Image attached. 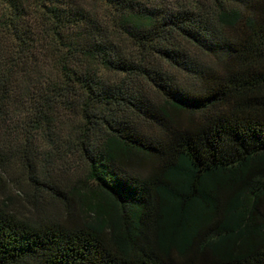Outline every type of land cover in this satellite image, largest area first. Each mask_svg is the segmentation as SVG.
Segmentation results:
<instances>
[{
    "label": "trees",
    "instance_id": "obj_1",
    "mask_svg": "<svg viewBox=\"0 0 264 264\" xmlns=\"http://www.w3.org/2000/svg\"><path fill=\"white\" fill-rule=\"evenodd\" d=\"M102 1L0 0V108L87 171L26 155L64 216L0 197V264H264V0Z\"/></svg>",
    "mask_w": 264,
    "mask_h": 264
},
{
    "label": "rangeland",
    "instance_id": "obj_2",
    "mask_svg": "<svg viewBox=\"0 0 264 264\" xmlns=\"http://www.w3.org/2000/svg\"><path fill=\"white\" fill-rule=\"evenodd\" d=\"M74 2L98 14L101 18L109 15V8L102 0H74ZM2 7L0 2V14L4 11ZM0 39L4 40L2 46H10L7 38L2 34H0ZM203 58L211 59L206 56ZM178 76L186 81L184 75L178 74ZM16 108L19 106L17 105ZM15 110V107L9 108L8 106L3 111L0 108V197L7 203L10 210L22 218L42 221L64 216L61 203L44 196L41 191L37 190L38 186L34 184L28 171L26 155L30 157L34 165L38 166V172L43 169L46 171V168L50 169L51 166L54 169L53 177L62 181L64 186L81 187L82 181L86 180V165L80 157L72 156L67 161H59L57 156H54L53 149L50 155L47 153L49 150H40L35 157L25 152L21 148L24 141L21 138V129H19L25 115L23 111L19 113ZM40 179L42 178L39 177ZM75 202L77 204V200ZM80 202L78 200V204Z\"/></svg>",
    "mask_w": 264,
    "mask_h": 264
}]
</instances>
